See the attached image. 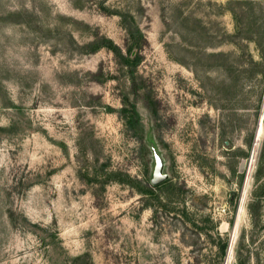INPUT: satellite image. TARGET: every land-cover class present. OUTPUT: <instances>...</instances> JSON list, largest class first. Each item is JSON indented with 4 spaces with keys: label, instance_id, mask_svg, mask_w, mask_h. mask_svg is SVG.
<instances>
[{
    "label": "rangeland",
    "instance_id": "1",
    "mask_svg": "<svg viewBox=\"0 0 264 264\" xmlns=\"http://www.w3.org/2000/svg\"><path fill=\"white\" fill-rule=\"evenodd\" d=\"M263 116L264 0H0V264H264Z\"/></svg>",
    "mask_w": 264,
    "mask_h": 264
},
{
    "label": "water",
    "instance_id": "2",
    "mask_svg": "<svg viewBox=\"0 0 264 264\" xmlns=\"http://www.w3.org/2000/svg\"><path fill=\"white\" fill-rule=\"evenodd\" d=\"M262 121H264V116L261 119V122ZM168 178H169V174L164 172V160L162 156L159 154V152L156 149H154V167H153L151 182L153 185H160L166 180H168Z\"/></svg>",
    "mask_w": 264,
    "mask_h": 264
},
{
    "label": "trees",
    "instance_id": "3",
    "mask_svg": "<svg viewBox=\"0 0 264 264\" xmlns=\"http://www.w3.org/2000/svg\"><path fill=\"white\" fill-rule=\"evenodd\" d=\"M136 115H138V112H136ZM167 182V180L165 181V182H163L162 184H164V183H166ZM161 185V184H160ZM155 186H159V185H155ZM231 259L232 258H230V262H231Z\"/></svg>",
    "mask_w": 264,
    "mask_h": 264
},
{
    "label": "bare ground",
    "instance_id": "4",
    "mask_svg": "<svg viewBox=\"0 0 264 264\" xmlns=\"http://www.w3.org/2000/svg\"><path fill=\"white\" fill-rule=\"evenodd\" d=\"M262 123V122H261ZM261 126V125H260ZM259 129H260V127L258 128V131H259ZM232 238H233V236H232ZM232 241V240H231ZM231 243V242H230ZM229 247H230V245H229Z\"/></svg>",
    "mask_w": 264,
    "mask_h": 264
}]
</instances>
